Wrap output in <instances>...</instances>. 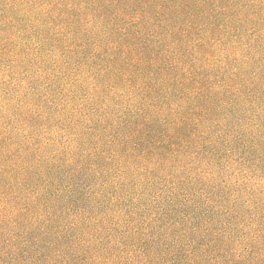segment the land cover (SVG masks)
Segmentation results:
<instances>
[{"label":"trees","instance_id":"1","mask_svg":"<svg viewBox=\"0 0 264 264\" xmlns=\"http://www.w3.org/2000/svg\"><path fill=\"white\" fill-rule=\"evenodd\" d=\"M0 264H264V0H0Z\"/></svg>","mask_w":264,"mask_h":264}]
</instances>
